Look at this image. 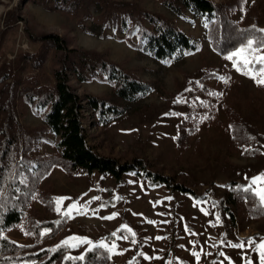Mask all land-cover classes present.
Segmentation results:
<instances>
[{"label": "rangeland", "instance_id": "1", "mask_svg": "<svg viewBox=\"0 0 264 264\" xmlns=\"http://www.w3.org/2000/svg\"><path fill=\"white\" fill-rule=\"evenodd\" d=\"M115 1L135 3L147 12L162 15L197 42L199 50L164 64L143 49L129 45L120 19L105 24L100 37L95 24L101 11L95 6L89 8L90 17L84 21L87 29L96 31L90 34L77 17L48 10L47 0H0V77L6 68L11 75L8 83L13 77L19 83L37 77L42 86L54 85L52 54L41 71L26 66V59L17 63L19 56H33L39 49L28 38L27 28L33 34H58L72 48L104 56L149 84L152 92L142 101L127 102L115 95L113 85L100 80L79 83L72 78L70 84L79 94L108 99L128 111L125 118L107 128L93 127L91 115L86 113L89 143L100 153L123 162H148L173 183L207 195L208 199L198 201L165 186H151L133 173L118 182L98 174L68 175L55 168L40 184L22 223L6 236L18 245L33 246L39 240L34 224L66 217L63 212L76 203L80 210L67 217L64 228L54 236L49 232L42 235L46 238L43 243L52 250L61 248L67 238L78 236L93 245L103 242L115 264H260L259 252L254 249L264 243V219L249 217L243 202L236 213L238 225L231 227L217 205L231 183L249 186L253 177L264 174V85L252 78H261L260 65L256 64L249 74L242 67L237 70L233 60L223 59L212 49L204 19L190 12L177 17L164 0ZM211 1L236 6V0ZM250 7L257 25L264 29V0H246L243 6L226 9V21L243 23ZM129 37L138 42L136 34ZM256 55H264V50ZM17 108L23 129L43 130V138L27 154L56 155L58 140L48 131L42 113L20 100ZM236 121L262 136L259 157H246L233 145L231 129ZM21 159L19 156L16 162ZM59 197L66 198L60 212L55 201ZM49 199L54 209L49 208ZM124 225L135 236L124 230ZM249 240L253 243L249 244ZM113 243L116 248L109 251ZM240 243L243 248L230 246ZM89 247L81 244L62 248H68L70 257H79Z\"/></svg>", "mask_w": 264, "mask_h": 264}, {"label": "trees", "instance_id": "2", "mask_svg": "<svg viewBox=\"0 0 264 264\" xmlns=\"http://www.w3.org/2000/svg\"><path fill=\"white\" fill-rule=\"evenodd\" d=\"M245 1L236 0V6H243ZM164 3L177 17L182 18L186 12H190L204 19L212 49L223 59L248 39L264 40V32L260 31L256 23L252 7L246 12L243 23H232L226 21L225 10L236 7L234 5L216 4L211 0H164ZM91 6L101 11L99 22L95 24V29L99 28L100 37L103 36L105 24L116 23L120 19L129 45L143 49L158 62L168 64L179 61L200 48L197 42H193L167 18L147 12L135 3L115 0H47L45 4L48 10L77 17L84 30L95 34L96 31L87 29L84 24L90 17ZM131 34H136L137 43L131 40ZM27 35L31 42L39 45V49L33 56H19L17 63L26 59V66L41 71L48 56L52 54L54 85L42 86L37 77L26 78L21 83L13 77V81L8 83L11 75L7 74L6 68L0 77V264H115L104 248L95 247L87 251L81 261L66 259L70 257L68 248L52 250L45 245L43 240L46 238L41 233L47 230L51 236L56 235L67 225V217L41 225L34 224L39 240L33 246L18 245L6 236L22 223L25 211L38 194L40 184L53 169H61L68 175L75 172L88 176L98 174L118 182L125 175L133 173L145 178L151 186H165L194 200L205 201L208 196L173 183L170 177L154 170L148 162L139 159L123 162L100 153L89 143L88 129L84 123L86 113H90L93 127L107 128L125 118L128 111L108 99L79 94L70 84L72 78L79 83L100 80L113 85L115 95L127 102L146 99L152 92L149 84L96 52L72 48L69 41L58 34H33L27 28ZM19 100L33 105L42 113L48 131L58 140L56 155L30 157L27 154L43 138V130H25L21 127L17 108ZM233 123V145L246 157H259L262 136L245 123ZM19 156L22 159L16 162ZM246 187L248 185L243 183H231L217 204L227 217L226 225L237 227L236 213L242 209L243 202L249 217L264 219V206L255 195L244 191ZM48 206L54 209L51 199L48 200Z\"/></svg>", "mask_w": 264, "mask_h": 264}, {"label": "snow or ice", "instance_id": "3", "mask_svg": "<svg viewBox=\"0 0 264 264\" xmlns=\"http://www.w3.org/2000/svg\"><path fill=\"white\" fill-rule=\"evenodd\" d=\"M261 32H264V29L260 30ZM255 45V46H254ZM264 50V40H260V41H254L252 39H248L246 40L245 43H243L237 50L233 51L228 57L227 59L229 60H233V64L234 66L237 67V70H241V67L243 68V71L245 72V74H249L252 72V69L255 68L256 64L260 65V68L258 70L260 77L259 79L256 78V75H253L252 78L256 80L257 84L260 85H264V55H256L257 52H260ZM236 58V59H234ZM252 65V68H249V65ZM256 185V188H253L252 186ZM264 174H261L257 177H253L250 181V185L246 188H244V191L246 192H250L253 195H255L260 204L262 206H264ZM66 199L64 197H59V198H55L56 201V210L58 212H60L61 210V205L63 200ZM93 199H98V198H93ZM79 211V207L76 203H73L72 205H70L64 212L63 215L66 217H70L72 215L73 211ZM114 217H105V219H111ZM219 219V218H217ZM149 223H154L152 221H149ZM122 228L126 231H128L129 233L132 234V236H135V233L132 232V230L130 228H128L127 225L122 226ZM47 232V230H45L44 232L41 233V235H45ZM113 236H116V233H112ZM123 239H128L127 236L122 237ZM157 239H160V237H157ZM133 243H135V240H133ZM249 244H252L253 242L251 240L248 241ZM81 244H87L90 247L87 249V251H92V249L94 247H100V248H105L107 247L103 242H101L99 245H93V242L88 240L87 238H82V237H78V236H72L67 238L65 241H63L60 245V247H78ZM232 247L235 248H243L244 244L240 243V244H232L230 245ZM116 248L115 243L112 244L111 248L109 249V251L113 250ZM55 250V249H54ZM256 251L259 252L260 255V264H264V243H261L259 245L256 246V248L254 249ZM193 255H197L198 258V254L193 253ZM84 255H80L79 257H66V259H74V260H84ZM248 264H251V261H248Z\"/></svg>", "mask_w": 264, "mask_h": 264}]
</instances>
